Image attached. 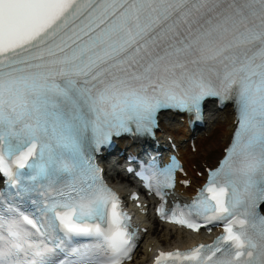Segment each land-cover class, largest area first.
Here are the masks:
<instances>
[{"label":"snow or ice","instance_id":"snow-or-ice-1","mask_svg":"<svg viewBox=\"0 0 264 264\" xmlns=\"http://www.w3.org/2000/svg\"><path fill=\"white\" fill-rule=\"evenodd\" d=\"M209 98L237 126L191 203L165 211L174 158L136 175L162 219L224 234L156 264H264V0H0V264L131 260V216L93 153Z\"/></svg>","mask_w":264,"mask_h":264},{"label":"bare ground","instance_id":"bare-ground-1","mask_svg":"<svg viewBox=\"0 0 264 264\" xmlns=\"http://www.w3.org/2000/svg\"><path fill=\"white\" fill-rule=\"evenodd\" d=\"M233 110L227 105L222 110H210V116L207 125L202 130V134L197 133L195 139V149L191 146H181L182 157L185 162V168L188 172L187 178L190 185L183 187L184 193L194 191V184L199 182L202 177L197 176L198 171L204 172L207 166L213 165L219 154L222 152L224 145L229 139L232 127ZM167 133L173 134L176 138L180 133L182 137L189 136L186 125L177 118L169 126L163 125ZM123 144H121L122 146ZM122 176L119 174V177ZM153 224V222H151ZM197 236L188 231L175 228L173 225L163 224L148 231L146 235V246L139 252V257H147L150 249L157 246H173L180 243H190ZM138 263V260H134Z\"/></svg>","mask_w":264,"mask_h":264}]
</instances>
